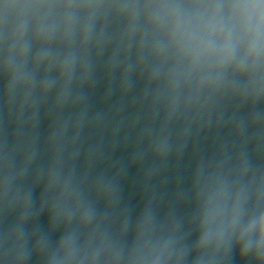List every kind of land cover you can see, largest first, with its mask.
<instances>
[{
	"label": "water",
	"instance_id": "obj_1",
	"mask_svg": "<svg viewBox=\"0 0 264 264\" xmlns=\"http://www.w3.org/2000/svg\"><path fill=\"white\" fill-rule=\"evenodd\" d=\"M0 264H264V0H0Z\"/></svg>",
	"mask_w": 264,
	"mask_h": 264
}]
</instances>
